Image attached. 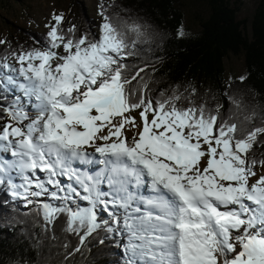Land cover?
Here are the masks:
<instances>
[{"label": "snow or ice", "instance_id": "obj_1", "mask_svg": "<svg viewBox=\"0 0 264 264\" xmlns=\"http://www.w3.org/2000/svg\"><path fill=\"white\" fill-rule=\"evenodd\" d=\"M101 9L98 38L76 37L75 25L65 33L63 14L54 15L46 47L17 54L18 68L0 63V98L11 86L35 112L20 97L4 109L0 186L14 198L60 201L41 202L45 219L66 214L69 230L86 236L107 223H98L102 207L127 233L126 264H264V159L252 153L264 126L240 134L218 109L130 87L136 77L124 75L123 60L141 27L121 28ZM76 162L104 167L90 173Z\"/></svg>", "mask_w": 264, "mask_h": 264}, {"label": "trees", "instance_id": "obj_2", "mask_svg": "<svg viewBox=\"0 0 264 264\" xmlns=\"http://www.w3.org/2000/svg\"><path fill=\"white\" fill-rule=\"evenodd\" d=\"M195 1L206 11L196 15L200 29L195 35L182 31L185 12L179 0L101 3L100 12L103 6L112 23L141 27L139 38L129 33L136 43L123 60L124 75L130 80L136 77L130 87L146 84V94L153 100L175 93L182 104L192 100L213 112L218 109L221 119L240 126V134L264 126V0L258 1L249 18H239L233 0ZM82 21L85 26L74 24L75 36L97 37ZM72 26L65 21L61 28L67 33ZM15 28L7 43L0 42V63L12 54L47 46L48 33ZM231 55L244 56L247 73L243 79L226 82V59ZM14 93L6 91L0 98V122L6 117L4 109L14 104ZM252 153L264 159V143L254 145ZM77 203L81 206L80 200ZM112 222L86 236V229L69 230L66 214L46 220L39 204L26 209L7 187H0V264H126L125 235L107 231L114 228Z\"/></svg>", "mask_w": 264, "mask_h": 264}, {"label": "rangeland", "instance_id": "obj_3", "mask_svg": "<svg viewBox=\"0 0 264 264\" xmlns=\"http://www.w3.org/2000/svg\"><path fill=\"white\" fill-rule=\"evenodd\" d=\"M105 1L110 0H0V41H2L1 43H7L8 39H10V32H12L13 36L15 35V26L25 28L35 33H48L50 31L49 26L55 24L53 16L60 14H63L64 17V20L60 26H62L65 21L72 22L73 25L78 23L85 26L84 21H82V18H84L85 21H87L86 27H89L92 32L96 33V36L98 37L100 26L104 20L103 16L100 15V5ZM258 1L259 0H233L235 5L239 8V18L251 17ZM179 4L185 12V18L182 27L183 33L186 35L197 34L200 29V22L196 15L197 13H201L204 16L206 12L205 8L195 0H179ZM57 51H59L61 54H64L62 48L58 49ZM16 55L17 54H12L6 63L18 68L20 65L16 61ZM0 70L7 71L5 69ZM246 73L247 69L243 55H231L226 59V82L234 78H242L246 75ZM11 74L15 75L14 73ZM20 79L22 80L23 78L21 77ZM13 90L15 91L14 97L21 98L19 106L25 107V110L29 111V114L34 116L35 112L31 109L30 105L26 104L23 93L11 87V91ZM130 115L136 116L137 123L140 122L138 112H132ZM9 122L10 117L6 113V117L0 122V127ZM27 122L28 121H25L24 123ZM125 134L131 137L132 132L126 131ZM97 143L102 142L97 141ZM88 151L94 152V149L89 148ZM62 180L65 184L70 183V181L65 178H62ZM19 182L20 181L17 180V183ZM101 188L104 191L110 190L106 185H102ZM81 195H84V193L82 192ZM32 199H34V202L39 205H42L41 202L50 203L51 200L46 196L39 198L28 197V200L32 201ZM28 200L25 199L23 202L26 209H31L34 204L33 202L29 203ZM80 201L81 206H87L86 201ZM60 203L61 202L57 200L53 204L59 205ZM101 208H98L97 215H99L98 212L101 211ZM116 214L118 216H122V210L117 209ZM102 220L112 221L113 219L110 216H106L105 218H102ZM112 223L114 227L113 229L118 231L119 235H124V233H126L122 230V224L116 225L114 222Z\"/></svg>", "mask_w": 264, "mask_h": 264}, {"label": "bare ground", "instance_id": "obj_4", "mask_svg": "<svg viewBox=\"0 0 264 264\" xmlns=\"http://www.w3.org/2000/svg\"><path fill=\"white\" fill-rule=\"evenodd\" d=\"M81 165V164H80ZM79 164L78 165H76V166H74V167H77V168H81V169H85V170H87V171H92L93 170V167H92V165H86V166H80ZM102 169V168H101Z\"/></svg>", "mask_w": 264, "mask_h": 264}]
</instances>
